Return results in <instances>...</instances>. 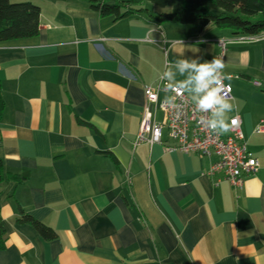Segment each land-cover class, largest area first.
I'll return each instance as SVG.
<instances>
[{"label":"crops","instance_id":"1","mask_svg":"<svg viewBox=\"0 0 264 264\" xmlns=\"http://www.w3.org/2000/svg\"><path fill=\"white\" fill-rule=\"evenodd\" d=\"M10 1L40 14L35 36L0 43V264H264V34L115 19L86 0ZM220 39L229 117L259 163L241 186L207 174L214 155L167 150L166 129L161 143L134 142L144 87L177 58L218 56ZM19 209L57 237L17 222Z\"/></svg>","mask_w":264,"mask_h":264},{"label":"trees","instance_id":"2","mask_svg":"<svg viewBox=\"0 0 264 264\" xmlns=\"http://www.w3.org/2000/svg\"><path fill=\"white\" fill-rule=\"evenodd\" d=\"M86 1L99 15L112 16L115 19L143 12L158 23L172 21L184 25L195 24L200 28L213 24L218 28H228L236 34L261 35L264 33V0H182L181 7L172 12H154L141 5L148 2L163 8L169 0ZM39 14V6L32 2L0 0V43L35 36L39 31ZM3 107L0 91V115ZM2 178L0 160V181ZM16 221L30 224L45 240L57 237L54 230L35 220L22 209H19Z\"/></svg>","mask_w":264,"mask_h":264},{"label":"built area","instance_id":"3","mask_svg":"<svg viewBox=\"0 0 264 264\" xmlns=\"http://www.w3.org/2000/svg\"><path fill=\"white\" fill-rule=\"evenodd\" d=\"M249 36L251 39H256L260 35ZM217 44L220 48L217 57L224 60L226 41L220 39ZM163 84L164 82L160 78L156 85L144 87L146 103L134 140L135 144L161 143L162 130L166 129L168 137L174 141V144L165 147L167 150H176L182 153L195 152L205 156L214 155L215 160L211 163L207 174L221 173L223 178L233 186H241L244 176L256 172L259 163L247 148L240 118L237 115L230 117L235 120V124L231 125L229 132L225 134L213 132L200 123V114L195 111L189 97L181 90H177L175 93L177 97L175 106L169 105L167 99L159 101L157 91H165ZM224 84L229 86L225 88V94L230 99L232 87L226 80H224ZM152 103H156L158 108L163 111L165 118L162 122L154 119L150 109ZM263 128L264 126L260 125L256 129L262 131Z\"/></svg>","mask_w":264,"mask_h":264},{"label":"clouds","instance_id":"4","mask_svg":"<svg viewBox=\"0 0 264 264\" xmlns=\"http://www.w3.org/2000/svg\"><path fill=\"white\" fill-rule=\"evenodd\" d=\"M225 62L214 56L211 60L200 58H177L170 61L162 74L164 90L171 95L166 99L171 106H175V93L181 90L187 93L194 109L200 114L199 121L213 132L225 134L235 124L229 113L233 111V104L225 94L224 80L232 77L224 72ZM183 79H177V77Z\"/></svg>","mask_w":264,"mask_h":264},{"label":"rangeland","instance_id":"5","mask_svg":"<svg viewBox=\"0 0 264 264\" xmlns=\"http://www.w3.org/2000/svg\"><path fill=\"white\" fill-rule=\"evenodd\" d=\"M181 2L182 0H169V9L175 10V8H177Z\"/></svg>","mask_w":264,"mask_h":264}]
</instances>
